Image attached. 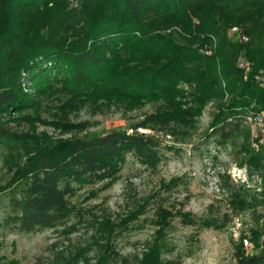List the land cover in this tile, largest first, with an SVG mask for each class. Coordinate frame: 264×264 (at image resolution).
I'll return each instance as SVG.
<instances>
[{
	"label": "trees",
	"instance_id": "16d2710c",
	"mask_svg": "<svg viewBox=\"0 0 264 264\" xmlns=\"http://www.w3.org/2000/svg\"><path fill=\"white\" fill-rule=\"evenodd\" d=\"M48 1L0 0V151L11 161L29 156L27 168L20 170L29 183L19 198L10 197L4 219L13 230L30 234L64 223L75 209L72 184L104 183L101 188H105L117 177L127 155L144 166L156 167L160 162L158 144L136 133L112 131L38 149L28 134L5 126L13 114L18 121H31L24 112L37 108L57 83L94 87L106 96L119 97L148 95L160 87L159 91L173 93L177 83H192L200 104L223 80L231 99L209 134L218 144L244 133L246 112L264 111V88L254 81L264 68V0H54L60 6L49 8V17L56 18L59 9L66 12L61 14L64 32L73 34L68 41L64 32L56 35L59 28L41 21L32 30L14 31L12 9L34 15L37 5ZM71 1L78 2L74 10H69ZM81 24L84 31H79ZM169 26L181 27L191 44L201 41V36L209 42L213 37L217 49L206 58L194 47L177 45L155 31ZM234 26L243 31L246 41L228 37L226 31ZM214 94L221 95V89ZM149 120L157 122L158 117ZM236 154L237 167L258 166V156L246 148ZM233 191L246 193L234 187ZM256 196L264 197V191ZM250 241L255 252L238 264H264V229L253 230ZM162 242L148 248L139 264H163ZM111 248L97 264H117Z\"/></svg>",
	"mask_w": 264,
	"mask_h": 264
},
{
	"label": "rangeland",
	"instance_id": "374dc122",
	"mask_svg": "<svg viewBox=\"0 0 264 264\" xmlns=\"http://www.w3.org/2000/svg\"><path fill=\"white\" fill-rule=\"evenodd\" d=\"M70 3L69 10L78 7V2ZM56 5L60 6L54 0L41 2L34 15L12 9V28L32 30L41 21L59 28L56 35L61 37L66 28L61 14L66 12L59 9L56 18L49 17L48 9ZM84 27L81 24L79 31ZM233 28L237 27L226 31L232 39ZM155 31L177 45L194 47L206 58L217 49L213 37L209 42L201 36V41L191 44L190 35L179 26ZM72 35L64 32L63 38L68 41ZM248 73L249 68L243 80ZM214 86L209 98L198 104L199 93L192 83H177L173 93L161 92L160 87L148 95L128 97L57 83L37 108L24 112L31 121H18L16 114L5 120L12 131L28 134L38 149L112 131L136 133L158 144L160 162L156 167L144 166L127 155L117 177L105 188H101L104 183L72 184L75 209L68 220L53 229L24 234L4 225V219L10 197L19 198L29 183L20 173L29 156L11 161L0 151V264H97L109 247L116 254L115 263L139 264L148 248L160 241L165 244L160 255L163 264H238L253 254L252 231L264 229V197L256 196L264 191L262 150L249 127L227 144L209 136L231 99L223 80ZM216 88L221 95L214 94ZM151 116L158 121H150ZM242 147L258 156L256 168L235 165ZM233 187L247 194L242 196Z\"/></svg>",
	"mask_w": 264,
	"mask_h": 264
},
{
	"label": "bare ground",
	"instance_id": "6f19581e",
	"mask_svg": "<svg viewBox=\"0 0 264 264\" xmlns=\"http://www.w3.org/2000/svg\"><path fill=\"white\" fill-rule=\"evenodd\" d=\"M242 41H246V39L242 36ZM264 71V68H262L255 76H254V81L258 87L262 88V75H260ZM258 115H262V112H246L243 115L244 119V124L249 127L253 133L255 134V138L257 141L258 138V129L257 127L264 126V117H260V120H257ZM260 149L262 150V165H264V140H258V143H256ZM264 168V167H262ZM264 170V169H262ZM249 242L244 241V245L248 246ZM251 244V243H250ZM251 246V245H250Z\"/></svg>",
	"mask_w": 264,
	"mask_h": 264
},
{
	"label": "built area",
	"instance_id": "2783aa9c",
	"mask_svg": "<svg viewBox=\"0 0 264 264\" xmlns=\"http://www.w3.org/2000/svg\"><path fill=\"white\" fill-rule=\"evenodd\" d=\"M232 35H233L234 40L242 41V33L238 28L232 29ZM244 66L245 65L243 63V67ZM260 75H262V88H264V71H262ZM260 117H264V111H262V115H258L257 120H260ZM257 129H258V138L256 142L258 143V140H264V126H261L260 124V127H257Z\"/></svg>",
	"mask_w": 264,
	"mask_h": 264
}]
</instances>
